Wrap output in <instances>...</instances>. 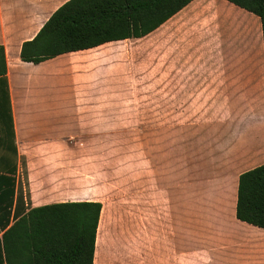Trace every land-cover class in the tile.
Segmentation results:
<instances>
[{"label":"crops","instance_id":"1","mask_svg":"<svg viewBox=\"0 0 264 264\" xmlns=\"http://www.w3.org/2000/svg\"><path fill=\"white\" fill-rule=\"evenodd\" d=\"M67 1L0 0V46L5 53L12 116L8 135L12 134L6 146L0 147V237L6 221L8 228L31 208L75 202L51 201L42 195V140L61 143L63 128L118 120V113L128 109L121 102L127 95L138 97L132 110L140 113L144 110L143 96H149L150 110L156 115L151 118L152 125L185 127L190 125L187 112L226 110L237 96L255 86L254 74L230 69L232 52L243 46H232L229 31L233 17L246 11L226 0H193L142 38L108 42L37 65L20 61L22 43L31 40ZM223 29L227 32L226 44L221 39ZM258 106L264 110V97ZM142 123L139 119L135 124ZM249 136L252 140L245 141L241 152L248 169L236 177L231 215L219 219L227 223L225 231L238 243L250 241L255 257H262L264 229L235 218L238 176L264 164V124ZM31 143L40 146L27 149ZM212 145L209 142L208 153ZM183 150L185 153V144ZM189 234L190 230L177 251L174 226L169 221L154 231L148 252L141 225L136 262L144 264L149 254L150 264H190ZM236 240L231 242L235 244ZM98 243L95 239L93 264ZM240 246L221 247L222 254L242 255L246 249Z\"/></svg>","mask_w":264,"mask_h":264},{"label":"rangeland","instance_id":"2","mask_svg":"<svg viewBox=\"0 0 264 264\" xmlns=\"http://www.w3.org/2000/svg\"><path fill=\"white\" fill-rule=\"evenodd\" d=\"M232 23V46L243 47L232 52L230 69L254 74L255 86L226 110L187 112L190 125L168 128L151 124L156 115L149 96H143L140 113L132 110L138 97L127 95L121 102L128 109L118 113V120L63 128L61 143L42 140V195L51 201L102 205L95 264H138L141 225L149 252L152 234L169 221L177 251L190 230V264H264V254L255 257L252 243H238L219 219L231 215L236 177L248 169L241 153L245 141L264 124V110L258 106L264 97L260 22L242 11ZM226 33L220 35L223 44ZM221 58L225 69L226 54ZM139 119L143 123L136 125ZM209 142L214 145L210 153ZM39 146L31 143L27 149ZM233 245L246 252L222 254L221 247ZM144 264H150L149 254Z\"/></svg>","mask_w":264,"mask_h":264},{"label":"trees","instance_id":"3","mask_svg":"<svg viewBox=\"0 0 264 264\" xmlns=\"http://www.w3.org/2000/svg\"><path fill=\"white\" fill-rule=\"evenodd\" d=\"M193 0H68L22 43L19 59L37 65L112 41L142 38ZM259 19L264 49V0H226ZM12 130L7 65L0 46V147ZM102 205L75 201L29 209L0 237V264H93ZM235 218L264 229V164L238 176Z\"/></svg>","mask_w":264,"mask_h":264}]
</instances>
